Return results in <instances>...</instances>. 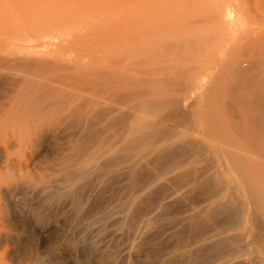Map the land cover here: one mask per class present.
Segmentation results:
<instances>
[{"label":"bare ground","instance_id":"obj_1","mask_svg":"<svg viewBox=\"0 0 264 264\" xmlns=\"http://www.w3.org/2000/svg\"><path fill=\"white\" fill-rule=\"evenodd\" d=\"M30 1L8 4L0 2V205L4 194L16 200L28 194L43 202H49L59 192L70 193L71 187L77 181L88 177L98 178L105 172L100 169L101 159L115 147L128 154L127 157L124 155L127 159H123V163L114 166L117 169H131L140 163L144 164L145 162H142L147 156H150V159L146 158V161H156L155 166L156 163L167 161L171 156L175 159L173 152L184 147L182 145L188 147L195 140L197 144L201 142L202 145L204 140L196 138L201 134H194V140L185 136L189 130L187 125L194 123L207 132V136L208 133H213V136L215 132L219 134L210 153L214 155V162L217 163L216 170L226 175L227 180L225 177L223 179L231 185L230 190L238 192V199H233L236 202L235 220L233 219L236 225L229 229L227 236L239 237L244 247L256 256L257 264H264V28H260L263 31L261 33L254 31L253 34L251 31L253 35L246 38V42L238 44L228 58L227 53L225 54L217 65L220 75L216 73L217 79L202 87L201 95L208 97V101L205 102V98V104L197 106L195 111L191 109L194 111L191 114L190 108L188 112L185 104L180 106L182 96L175 95V92L182 90H193L192 85L196 79H193V84L188 81H192L189 74L194 69L190 65H194L188 63L191 53L182 54L181 50L185 44L181 41V44L177 43L183 46H180L181 54L173 49L175 40H172L171 44L168 42V45L173 47L171 50L167 48V41L164 43L165 41L160 40L164 47L167 45L165 48L169 53L168 50L158 52L153 48L150 50L155 53L150 57V54H146L151 52L149 48L147 51L144 49L145 54L137 49L149 57L137 56L139 60L135 59L134 63H131L132 60H129L128 56L119 55L111 57L112 61L106 59L108 63L100 64L96 59L99 58L95 56L96 52L88 57L83 51L86 47H82L87 33L90 36L89 31L95 25L89 26L87 33L83 31L84 26L82 32L74 23H71L75 26H71L73 29H68L69 23L62 29L60 23L57 24V19L51 16L56 15V10L53 12L54 9L49 10L51 6L48 7V11L53 12L49 14L47 10H43L45 5L41 7L40 4L33 3L34 0ZM45 2L48 6L47 0L41 3ZM49 2L51 1L48 0ZM54 2L52 0V3ZM60 7L65 11L62 4ZM62 10H58L62 15L57 12L61 15L60 18L67 14L62 13ZM136 27L142 31L141 34L150 37L162 32L156 25ZM141 38L142 35H138L134 40L138 43L152 42L149 37L144 40ZM87 47L91 49L90 45ZM120 47L124 49L122 43ZM122 50L119 51L120 54ZM170 51L173 56L174 51L178 52L175 54H179V57L171 58ZM94 59L97 62H94ZM126 61L128 63H125ZM203 68L207 69V66L204 65ZM162 106L171 108L172 112L167 108L169 112H165H174L176 116H179L178 112L187 115L181 114L185 117L179 116L176 122L164 123L162 129V122L165 121L158 118L164 119V113H160ZM213 107L216 108L215 111H211ZM163 108L162 110L165 109ZM158 112L163 117L157 116ZM171 114L166 115L170 117ZM188 115H191L192 119L187 124L185 120ZM117 127L121 130L118 131ZM181 127L184 132L187 129L183 134ZM189 132L187 134L191 133ZM176 136L179 142L168 141ZM186 138L192 141L188 142ZM62 140L65 147L63 142L61 143ZM132 144L142 148L134 150ZM192 146L197 145L195 143ZM175 163L176 166L180 165ZM33 165H41L40 167L49 169L50 172L43 169V172H33V169H30ZM151 165L150 168H155ZM156 169L160 173V167ZM225 195L224 198L228 200L229 196ZM130 200L131 197L123 204H115L102 213L93 214L91 219L81 225L80 238L85 240L89 234L100 238L109 229L115 233L117 226L119 228L125 218L124 211L130 205ZM94 245L92 243L89 247ZM247 249L242 250L244 256ZM248 254L250 256L249 252ZM249 256L247 258L250 260Z\"/></svg>","mask_w":264,"mask_h":264},{"label":"rangeland","instance_id":"obj_2","mask_svg":"<svg viewBox=\"0 0 264 264\" xmlns=\"http://www.w3.org/2000/svg\"><path fill=\"white\" fill-rule=\"evenodd\" d=\"M13 1L0 0L4 4L16 3V1L19 3L25 0ZM31 1L33 2V0ZM37 1L34 0L33 3L36 2L41 7L46 6V8H42L43 10L48 11V7L51 6L49 10L54 9L53 12L56 10L58 13V10L60 12L62 10L60 5H63L65 11L62 10V13L67 14L66 16L63 14L62 19L60 18L61 13L59 15L56 12L54 13L56 15L53 16V12L48 11L53 18L57 19V24L60 23L59 26H62V29L67 23H69L67 24L68 29H73L71 26L74 23L80 31L84 26L86 30L83 31L87 33L90 27L95 25L96 27L94 26L89 31L91 37L87 33L85 44L83 42L82 47L83 49L86 47L83 51L88 57L96 52L95 56L99 57L96 59L100 64L108 63L106 59L111 60V57L119 55L120 57L128 56L127 58L132 60L130 62L134 63V60L138 59L137 56L142 58V55L145 54L144 49L147 51L149 48V52H151H146V54H150L152 57V53L153 56L155 53L154 50H158V52L171 50L173 47L168 45V42L171 44V41L175 40L173 41L175 44H181V41L182 44H185L184 48L181 50L183 46L180 45V47L177 44L180 47L178 49L177 45L173 43V49H176L179 54L181 51L185 55L191 53L190 62L188 60L186 62L194 65H190L194 69L191 73L194 77L189 74L192 81L188 79L190 77L187 79L192 84L195 82L192 85L193 90H182L175 92V95L182 96L181 100L183 101L179 104L180 106L185 104L188 112H190L189 108L195 111L197 106L208 101V97L202 96V87L215 81L220 75L217 65L225 57V54L227 53L226 58H228L234 53V48L241 42H246L252 32L255 34L256 31L261 33L264 30L260 29L264 28V0H53L59 2L58 4L52 3V0L48 3L47 0L48 6L46 2L45 4L41 3L44 0ZM213 17H216L215 20ZM93 22L94 24H92ZM138 25H143V27L156 25L162 32L150 37L144 33L141 34L142 31L136 27ZM74 30L76 29L74 28ZM138 35H142V40L149 37L152 42L149 44L147 42L138 43L137 40H134ZM134 36L135 38H133ZM160 40L165 41L164 43L167 41L168 47L167 45L165 47L168 49ZM120 42L124 47L123 50L120 47ZM87 45H90L91 49ZM162 47L165 49L162 50ZM93 48L95 49L93 50ZM153 48L154 50H150ZM121 50L122 55L119 52ZM178 52L174 51V57L170 51V57H179V54H175ZM144 57H149V55H144ZM96 59L94 62H97ZM127 61L125 63H128ZM204 65L207 66V69L203 68ZM211 71H214L215 74H212ZM185 78L184 80H187ZM194 78L196 79L193 81ZM205 98L207 99L204 102ZM215 107L217 108V106ZM166 108L171 110L165 106L160 109L162 111L160 113H164V119L158 117L165 121L162 122V129H164V123L176 122L179 116L187 115L178 112L179 116H176L177 114L174 112L173 114L168 113ZM213 108L211 111H215L216 108ZM192 110L191 114L194 112ZM165 113L171 114L170 117ZM158 115L163 117L159 112ZM188 116L185 120L186 123L192 119L191 115ZM190 125H187L189 126L188 132L195 124ZM182 127L183 134L186 126L184 125V129ZM198 127L195 125L190 131L191 133L189 132L190 134H187L186 129L185 136L194 140L198 134H201L196 138L204 140L205 144L201 145V142H198L199 146L201 145L199 147L196 140L193 141V144L192 140L186 138L188 142L192 143H190L191 145L196 143L197 146L191 147L189 144L188 147L182 145L184 147H180V149L175 148L177 152L174 151L173 154L178 161H175L171 156L165 162L162 161L163 159L160 160L162 164L159 162L155 166L156 161L152 163L150 160L149 163L146 158L150 159V156H147L142 162H145L144 164L140 163L131 169L126 167L125 171L123 167L118 170L114 166H117V163H123V159L125 161L128 154L122 153V149L115 147V151L114 148L112 151H108L109 153L106 152L109 155L105 153L101 159L100 169L105 172L100 177L81 179L71 187L70 193L59 192L49 202H43L28 194L22 195L17 200L8 195H2L0 264H257L256 256L244 247L239 237L227 236L229 229L236 225V221H233V219L235 220L234 207L236 206L234 200L238 199V192L230 190L231 185L224 180L226 175L216 170L214 155L210 153L219 134L215 132L213 136V133H208L209 136H207V132L205 133L202 128ZM119 129L121 130L120 127H117L118 131ZM204 134L205 136H202ZM175 140L179 142L178 136L170 138L168 141ZM61 143L65 147L63 140ZM204 145L206 146L202 147ZM132 147L134 150L142 148L141 146L137 147V144H132ZM118 151L119 153H116ZM106 158L109 160L107 161ZM146 162L149 164L147 165ZM175 162L180 165L176 166ZM151 164L155 168H150ZM40 166L33 165L30 169H33V172L37 170L43 172V167ZM156 167H160V173L159 168L156 169ZM43 170L50 172L46 168ZM234 175L236 174L234 173ZM226 183L227 185H225ZM225 194L229 196L228 200L224 198ZM231 196L232 198H230ZM129 197L131 200L130 205L124 211L125 218L120 223L121 225L119 224V228L117 226L115 233L109 229L100 238L94 234L87 235L85 240L80 238L82 233L80 228L81 225L83 226V222L91 219L93 214L102 213L115 204H123ZM92 243L95 245L90 248L89 245ZM243 249H247L250 256L247 251L248 255L244 256ZM246 255L250 257V260ZM243 257H246L248 262ZM228 259L233 261H228Z\"/></svg>","mask_w":264,"mask_h":264}]
</instances>
